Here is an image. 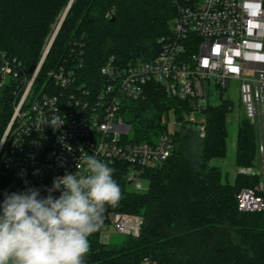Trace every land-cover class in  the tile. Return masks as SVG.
I'll list each match as a JSON object with an SVG mask.
<instances>
[{
    "label": "trees",
    "instance_id": "trees-1",
    "mask_svg": "<svg viewBox=\"0 0 264 264\" xmlns=\"http://www.w3.org/2000/svg\"><path fill=\"white\" fill-rule=\"evenodd\" d=\"M69 0H0V53L21 60L31 75L52 25ZM110 13V16L107 13ZM175 0H74L36 77L34 91L50 83L48 73L72 67L76 83L96 90L103 80L101 66L111 59L120 67L154 57L160 40L171 34ZM50 89V86H49ZM22 92L18 81L0 85V140ZM193 100L170 96L148 83L142 96L128 99L121 114L130 139L152 142L169 130L171 114L181 124L174 131V149L159 166L144 172L146 190L126 185L123 168L114 179L122 191L115 207L141 215L139 235L126 236L119 246L89 238L85 264H264V214L241 211L236 194L258 177L245 170L255 165L257 132L242 116L236 131L234 180L229 181L213 160L228 151L231 94L221 91L204 109L205 135L191 154L188 140L193 124L186 119ZM0 154V193L12 180L4 173ZM0 204L2 197L0 194Z\"/></svg>",
    "mask_w": 264,
    "mask_h": 264
},
{
    "label": "built area",
    "instance_id": "built-area-1",
    "mask_svg": "<svg viewBox=\"0 0 264 264\" xmlns=\"http://www.w3.org/2000/svg\"><path fill=\"white\" fill-rule=\"evenodd\" d=\"M175 6L172 32L160 40L158 53L124 67L108 59L100 68L103 80L96 90L77 84L74 68L60 66L49 71L48 88L44 83L34 91L41 60L28 75L21 60L0 53V85L10 79L22 85L0 141L2 171L12 176L1 187L2 202L7 194L28 189L47 197L55 178L75 173L78 163L83 170L82 154L113 168V178L123 168L126 185L143 189L145 170L171 156L174 131L182 124L171 114L167 132L152 142L133 141L122 105L142 96L148 83L158 84L170 96L193 100L186 119L203 137L201 116L211 102L214 82L215 97L220 90L237 93L242 116L256 128L255 165L245 171L258 179L241 188L236 201L241 211L264 214V0H175ZM53 118L63 123L53 127ZM51 195L58 198L60 191ZM142 225L141 215L107 208L103 227L89 238L109 244L113 232L137 236Z\"/></svg>",
    "mask_w": 264,
    "mask_h": 264
},
{
    "label": "clouds",
    "instance_id": "clouds-1",
    "mask_svg": "<svg viewBox=\"0 0 264 264\" xmlns=\"http://www.w3.org/2000/svg\"><path fill=\"white\" fill-rule=\"evenodd\" d=\"M63 122L53 118L51 125ZM75 173L53 181L49 195L37 189L5 196L0 204V264H85L89 237L101 230L108 207L122 198L114 169L82 154ZM52 191H60L58 198Z\"/></svg>",
    "mask_w": 264,
    "mask_h": 264
},
{
    "label": "rangeland",
    "instance_id": "rangeland-1",
    "mask_svg": "<svg viewBox=\"0 0 264 264\" xmlns=\"http://www.w3.org/2000/svg\"><path fill=\"white\" fill-rule=\"evenodd\" d=\"M61 15H62V13H61ZM61 15L57 18L56 22L52 25V29H51L50 33L48 34V36L46 37V39L44 41V45L42 47L41 58H42V55H43V53L45 51V48H46V46H47V44L49 42V39L51 38V36H52V34H53L54 30H55V27H56ZM41 58H40V60H41ZM40 60H39V62H40ZM210 87H211L210 89H211V91L213 92V95H214V96L212 95V97H211V102H214V99L216 98L215 94H216V92H218V90H217V87L215 86L214 82H211ZM220 91L223 94H227L226 90L225 91L220 90ZM232 100H233L232 110L229 112L228 119H227L228 132H229L228 133V151H227V155L224 158H220V159L212 161L213 163L218 164L221 167L223 173L227 175L229 181H231V182L234 180L235 172H236V168H237L235 166L236 131H237V126H238L239 120H240V118L243 115V110H242V107L240 105L237 93H234L232 95ZM16 104H17V102L15 103V106H16ZM15 106H14V109H15ZM13 113H14V110H13ZM192 126H193L194 130H197L195 124H193ZM170 128L172 130L174 129V127L172 125H170ZM193 133L194 134H192V136L188 140V148H189V151L191 152V154L196 156L197 152H198L197 149L199 148V145L201 143V138L202 137L196 131L195 132L193 131ZM129 136H131V134H129ZM141 181H142V184H143V189H141V190L144 191V190H146L149 187V180L148 179H142ZM129 188L132 189V190H135L133 188V186H131V185H129ZM125 237H126V235L113 232L111 234L109 245L110 246H119Z\"/></svg>",
    "mask_w": 264,
    "mask_h": 264
},
{
    "label": "water",
    "instance_id": "water-1",
    "mask_svg": "<svg viewBox=\"0 0 264 264\" xmlns=\"http://www.w3.org/2000/svg\"><path fill=\"white\" fill-rule=\"evenodd\" d=\"M73 1H74V0H69L67 6H66L65 9L63 10L62 15H61V17H60V19H59V21H58V24H57V26L55 27V30H54V32H53V34H52L51 40H50V42L48 43V46L45 48V51H44V53H43V55H42L41 62H40V64H39L40 66L43 64V62H44V60H45V58H46V56H47V54H48V52H49V50H50V48H51L53 42H54V39H55V37H56V35H57V33H58V31H59L61 25H62V23H63V21H64L66 15H67V13H68V11H69V9H70V6L72 5ZM0 148H1V144H0Z\"/></svg>",
    "mask_w": 264,
    "mask_h": 264
},
{
    "label": "bare ground",
    "instance_id": "bare-ground-1",
    "mask_svg": "<svg viewBox=\"0 0 264 264\" xmlns=\"http://www.w3.org/2000/svg\"><path fill=\"white\" fill-rule=\"evenodd\" d=\"M57 24H58V23H57ZM56 26H57V25H56ZM51 37H52V36H51ZM50 40H51V38L49 39V42H50ZM49 42H48V43H49ZM47 46H48V44H47ZM47 46H46V47H47Z\"/></svg>",
    "mask_w": 264,
    "mask_h": 264
}]
</instances>
